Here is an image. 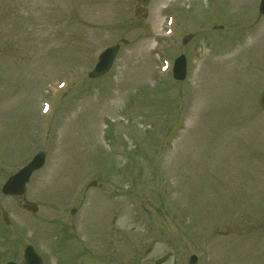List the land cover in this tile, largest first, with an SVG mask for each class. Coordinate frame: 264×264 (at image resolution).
<instances>
[{"label": "rangeland", "instance_id": "1", "mask_svg": "<svg viewBox=\"0 0 264 264\" xmlns=\"http://www.w3.org/2000/svg\"><path fill=\"white\" fill-rule=\"evenodd\" d=\"M259 4L0 0V189L46 155L24 197L0 192V264L28 245L44 264H264ZM180 54L184 82L162 66Z\"/></svg>", "mask_w": 264, "mask_h": 264}, {"label": "water", "instance_id": "2", "mask_svg": "<svg viewBox=\"0 0 264 264\" xmlns=\"http://www.w3.org/2000/svg\"><path fill=\"white\" fill-rule=\"evenodd\" d=\"M259 12L261 15H264V0L261 1ZM119 46L112 47L107 50L102 56L100 63L96 67V69L90 74V78H98L105 75L115 60V57L118 53ZM175 78L177 80H184L186 78V62L183 57H181L175 65ZM258 105L264 110V92L260 100L258 101ZM177 125H175L170 132V136L176 130ZM45 164V155L38 154L36 155L31 163L27 165L25 168L20 170L17 174L13 175L7 183L4 185L2 189V193L6 196H22L25 193L26 185L30 181L32 174L43 168ZM34 212L37 211V208H33ZM25 258L26 264H42L41 259L35 253L32 247H28L26 249ZM189 264H198V259L196 256H192L189 260Z\"/></svg>", "mask_w": 264, "mask_h": 264}, {"label": "bare ground", "instance_id": "3", "mask_svg": "<svg viewBox=\"0 0 264 264\" xmlns=\"http://www.w3.org/2000/svg\"><path fill=\"white\" fill-rule=\"evenodd\" d=\"M200 98H201V99H200L201 102H203L205 99H206V100H210V98L208 99V97H206L205 94H202V96H201ZM59 153H62V151L59 152Z\"/></svg>", "mask_w": 264, "mask_h": 264}]
</instances>
